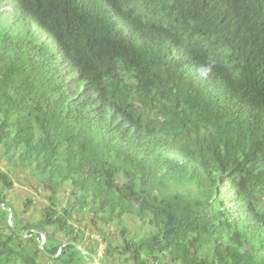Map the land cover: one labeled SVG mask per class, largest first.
Instances as JSON below:
<instances>
[{"label": "trees", "instance_id": "trees-1", "mask_svg": "<svg viewBox=\"0 0 264 264\" xmlns=\"http://www.w3.org/2000/svg\"><path fill=\"white\" fill-rule=\"evenodd\" d=\"M0 204V264H264V0H0Z\"/></svg>", "mask_w": 264, "mask_h": 264}, {"label": "rangeland", "instance_id": "rangeland-1", "mask_svg": "<svg viewBox=\"0 0 264 264\" xmlns=\"http://www.w3.org/2000/svg\"><path fill=\"white\" fill-rule=\"evenodd\" d=\"M8 173L12 179V189L8 194V198L13 201V206L18 211L22 220L28 221L33 219L47 205L49 198L48 192L41 188L32 177L21 172L19 168L9 170ZM62 199L63 202H65L66 196H63ZM11 218L10 214L8 217L9 224L12 222ZM125 221L128 229L132 232H137L138 236L147 233V230L141 227L136 218L128 216L125 218ZM79 225L85 230V243L89 244V241H92L91 243H93L94 248L97 250L96 258L100 259L107 248L102 236L87 229L84 221H80L77 226ZM111 239L112 241H118V234L115 229L113 232L111 231ZM41 240L43 244L44 237H42ZM94 264L96 263L94 262Z\"/></svg>", "mask_w": 264, "mask_h": 264}, {"label": "water", "instance_id": "water-1", "mask_svg": "<svg viewBox=\"0 0 264 264\" xmlns=\"http://www.w3.org/2000/svg\"><path fill=\"white\" fill-rule=\"evenodd\" d=\"M0 208H2L3 210H7V211H9V213L11 214V217L13 218V216H12V212L9 210V209H7L4 205H2V204H0ZM11 218V219H12ZM44 244H45V237H44V241H43V244H42V248H43V246H44ZM83 254H85V255H87V256H89V257H91V258H93L94 259V262L96 263V264H102L97 258H95L94 256H92V255H90V254H88L83 248H81L80 246H78V245H75ZM64 246H62L61 247V249H60V251H59V255H61V253H62V248H63Z\"/></svg>", "mask_w": 264, "mask_h": 264}, {"label": "built area", "instance_id": "built-area-1", "mask_svg": "<svg viewBox=\"0 0 264 264\" xmlns=\"http://www.w3.org/2000/svg\"><path fill=\"white\" fill-rule=\"evenodd\" d=\"M43 237V236H42Z\"/></svg>", "mask_w": 264, "mask_h": 264}]
</instances>
